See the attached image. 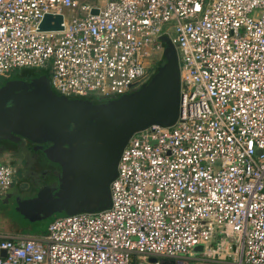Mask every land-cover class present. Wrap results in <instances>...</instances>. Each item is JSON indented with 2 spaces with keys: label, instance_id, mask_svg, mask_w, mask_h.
Here are the masks:
<instances>
[{
  "label": "built area",
  "instance_id": "built-area-1",
  "mask_svg": "<svg viewBox=\"0 0 264 264\" xmlns=\"http://www.w3.org/2000/svg\"><path fill=\"white\" fill-rule=\"evenodd\" d=\"M91 1L0 0V81L34 69L57 95L114 100L170 33L179 117L132 135L110 208L0 232V264H264V0ZM45 15L62 29L39 30ZM14 178L1 164L0 196Z\"/></svg>",
  "mask_w": 264,
  "mask_h": 264
},
{
  "label": "water",
  "instance_id": "water-1",
  "mask_svg": "<svg viewBox=\"0 0 264 264\" xmlns=\"http://www.w3.org/2000/svg\"><path fill=\"white\" fill-rule=\"evenodd\" d=\"M61 23V16L45 15L39 30H61ZM159 42L163 64L138 90L114 100L57 95L47 75L13 78L0 86V141L23 139L37 148L50 143L44 154L61 168L56 188L42 186L33 196L14 200L16 216L34 224L110 208V185L132 135L154 125L171 127L179 117L177 51L167 35Z\"/></svg>",
  "mask_w": 264,
  "mask_h": 264
},
{
  "label": "flooded vegetation",
  "instance_id": "flooded-vegetation-1",
  "mask_svg": "<svg viewBox=\"0 0 264 264\" xmlns=\"http://www.w3.org/2000/svg\"><path fill=\"white\" fill-rule=\"evenodd\" d=\"M164 60L161 57L158 61V66L163 64ZM24 81V80H23ZM103 102V101H100ZM3 141H0V143ZM1 145V144H0ZM25 145L27 147V151H29V155H27V158L22 157H15L12 155V157H15L16 160H14V170H15V178H19L22 182L21 184H24L25 187L22 188L24 192H37L38 189H40L42 186H51L52 188H56L58 186V177L60 176L61 168L53 162H50L45 154L44 150H46L48 147L51 146L50 143L43 144L41 148H37L38 146L36 144H32L25 140ZM34 148H37L34 150ZM29 157V158H28ZM21 159L25 160L22 164ZM47 159V160H46ZM19 162V163H18ZM14 185V184H13ZM12 185V186H13ZM12 188V187H11ZM11 188L9 191L0 198V202L3 205H8L9 207H6L5 214H10L11 211L15 208L14 201L12 202V192ZM36 194V193H35ZM33 196V195H32ZM30 197V196H29ZM28 198V197H26ZM25 199V198H24ZM17 225H14L15 232L21 235H26L25 233L31 230L34 226H36L39 223H43L47 220L40 221L38 223H29L27 220H23L20 217H18ZM22 221V222H20ZM19 224V225H18ZM20 224H22L20 226ZM16 235V234H15Z\"/></svg>",
  "mask_w": 264,
  "mask_h": 264
},
{
  "label": "rangeland",
  "instance_id": "rangeland-1",
  "mask_svg": "<svg viewBox=\"0 0 264 264\" xmlns=\"http://www.w3.org/2000/svg\"><path fill=\"white\" fill-rule=\"evenodd\" d=\"M100 0H93L90 3L91 4H97L99 5ZM168 36H171L170 33H168ZM23 69H16L12 73L17 72V71H22ZM0 165L1 164H6V165H11L14 167V160H16L15 157H22V158H27V155H29V151H27V147L25 145V140L20 139L18 142H9V141H3L0 143ZM14 155L15 157H12ZM29 158V157H28ZM47 160V159H46ZM25 160L21 159V162L23 164ZM19 163V162H18ZM25 163V162H24ZM22 182L20 181L19 178H14V185L11 188L12 192V202L15 199H24L26 197L32 196V192H24L22 188L25 187L24 184H21ZM6 207H9L7 204L3 205L0 202V232L3 234H10L12 235L15 230L13 228L14 225H17L19 223L17 216L15 215L14 211L12 210L10 214H5V209ZM22 222V221H20ZM23 223V222H22ZM46 223V221H45ZM45 223L43 225H37L34 226V228H45ZM19 225V224H18ZM22 224H20L21 226ZM17 235H19L17 233ZM21 235V234H20Z\"/></svg>",
  "mask_w": 264,
  "mask_h": 264
},
{
  "label": "trees",
  "instance_id": "trees-1",
  "mask_svg": "<svg viewBox=\"0 0 264 264\" xmlns=\"http://www.w3.org/2000/svg\"><path fill=\"white\" fill-rule=\"evenodd\" d=\"M39 75H47V77H48V74L45 71L34 70V69H23L22 71L14 72L9 79H7V80H1L0 81V86H2L6 81H8L10 79H13V78H18V79H21V80H24V81H29L32 78L37 77ZM93 102L94 103H100L99 100H93ZM50 221H51V219L47 220V223L43 222V223L46 224L45 225V228H32L31 230H29L25 234L31 233L32 235H36V234L44 233L45 230H46V226H47V224ZM43 223H39L37 225H43Z\"/></svg>",
  "mask_w": 264,
  "mask_h": 264
},
{
  "label": "crops",
  "instance_id": "crops-1",
  "mask_svg": "<svg viewBox=\"0 0 264 264\" xmlns=\"http://www.w3.org/2000/svg\"><path fill=\"white\" fill-rule=\"evenodd\" d=\"M3 196H4V195L0 196V198L3 197ZM15 234L17 235V232H13L12 235H15ZM19 235H20V234H19ZM26 235H27V234H26Z\"/></svg>",
  "mask_w": 264,
  "mask_h": 264
}]
</instances>
